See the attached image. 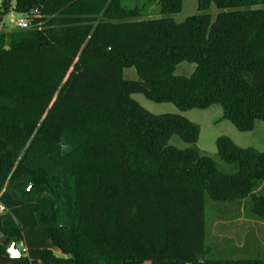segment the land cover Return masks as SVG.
Returning <instances> with one entry per match:
<instances>
[{
  "label": "trees",
  "instance_id": "16d2710c",
  "mask_svg": "<svg viewBox=\"0 0 264 264\" xmlns=\"http://www.w3.org/2000/svg\"><path fill=\"white\" fill-rule=\"evenodd\" d=\"M194 1L176 23L182 0H157L158 18L121 0H18L38 13L0 32V264H264L257 241H209L242 209L264 225V152L219 137L220 168L197 125L132 99L219 106L241 133L264 123V0ZM11 242L26 255L10 259Z\"/></svg>",
  "mask_w": 264,
  "mask_h": 264
},
{
  "label": "rangeland",
  "instance_id": "374dc122",
  "mask_svg": "<svg viewBox=\"0 0 264 264\" xmlns=\"http://www.w3.org/2000/svg\"><path fill=\"white\" fill-rule=\"evenodd\" d=\"M122 5L126 8L138 7L142 9V12L149 18H158L159 8L156 4L157 0H121ZM197 5L194 0H182V6L179 13L171 16L174 22L181 23L186 18L197 14ZM208 13L212 20L217 14L216 8L211 5ZM195 66L193 64L181 63L175 68L174 74L177 76L188 77L194 71ZM124 78L128 80H137V75L134 69H124L122 72ZM134 99L144 110L154 115L160 114H178L189 122L199 127V135L196 143V148L204 155L211 157L220 168L228 169V166L222 164L216 156L215 140L219 137H226L230 139L236 146L240 148H251L258 152H264V123L256 121L254 123L253 130L247 133L238 132L230 122L227 120H221L222 110L219 106H212L207 110L193 109L186 112L178 111L170 103H153L146 100L142 95H132ZM170 144L176 146L179 149L187 148L188 145L184 144L177 138H172ZM206 208V215L208 214ZM235 215V214H234ZM207 221V220H206ZM217 227L216 223L210 222L209 228V241H213L212 245H219L220 247L233 249V250H244L256 248L259 243L264 248V225L261 223L254 222L245 214L242 209L238 217L233 218L231 222L221 223ZM225 225V226H224ZM217 227V228H215ZM226 227V228H222ZM58 254V251H54ZM220 250L214 252L217 255ZM241 252H236L237 255H241ZM223 258L231 259L233 253L226 251L222 254Z\"/></svg>",
  "mask_w": 264,
  "mask_h": 264
},
{
  "label": "built area",
  "instance_id": "2783aa9c",
  "mask_svg": "<svg viewBox=\"0 0 264 264\" xmlns=\"http://www.w3.org/2000/svg\"><path fill=\"white\" fill-rule=\"evenodd\" d=\"M18 0H0V11L3 13L0 22V32H10L12 30H26L30 27L32 19L37 16V8H30L27 11L18 9ZM5 213L4 207L0 204V215ZM26 255L25 246L20 243L17 251ZM19 252V251H18Z\"/></svg>",
  "mask_w": 264,
  "mask_h": 264
},
{
  "label": "water",
  "instance_id": "95a60500",
  "mask_svg": "<svg viewBox=\"0 0 264 264\" xmlns=\"http://www.w3.org/2000/svg\"><path fill=\"white\" fill-rule=\"evenodd\" d=\"M30 189L31 188H29L27 192H29ZM6 253L8 254L10 259H16L20 256L19 252L17 251L15 242L10 243L9 247L6 250Z\"/></svg>",
  "mask_w": 264,
  "mask_h": 264
},
{
  "label": "crops",
  "instance_id": "0c3cea01",
  "mask_svg": "<svg viewBox=\"0 0 264 264\" xmlns=\"http://www.w3.org/2000/svg\"><path fill=\"white\" fill-rule=\"evenodd\" d=\"M231 222V221H230ZM216 223V225H217V227H219L220 225H223V224H221V223H225V222H220V221H217V222H215ZM225 226V225H224ZM217 227H215V228H217ZM222 228H226V227H222ZM215 243V242H214ZM142 264H150L149 262H144V263H142Z\"/></svg>",
  "mask_w": 264,
  "mask_h": 264
}]
</instances>
